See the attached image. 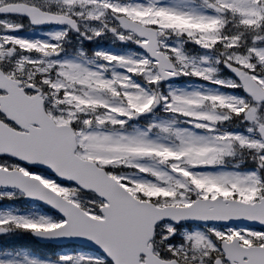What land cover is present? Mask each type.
<instances>
[{
    "label": "snow or ice",
    "instance_id": "1",
    "mask_svg": "<svg viewBox=\"0 0 264 264\" xmlns=\"http://www.w3.org/2000/svg\"><path fill=\"white\" fill-rule=\"evenodd\" d=\"M0 264H264V0H0Z\"/></svg>",
    "mask_w": 264,
    "mask_h": 264
}]
</instances>
